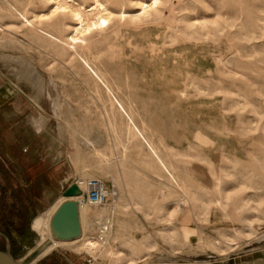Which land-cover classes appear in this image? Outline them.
Returning a JSON list of instances; mask_svg holds the SVG:
<instances>
[{
    "label": "rangeland",
    "instance_id": "rangeland-1",
    "mask_svg": "<svg viewBox=\"0 0 264 264\" xmlns=\"http://www.w3.org/2000/svg\"><path fill=\"white\" fill-rule=\"evenodd\" d=\"M98 1L112 16L72 41L70 13L38 21L45 0H0V251L6 238L20 264L264 259V0L143 14ZM78 178L117 190L109 245L82 248L87 206L82 239L33 263L32 220Z\"/></svg>",
    "mask_w": 264,
    "mask_h": 264
},
{
    "label": "bare ground",
    "instance_id": "bare-ground-1",
    "mask_svg": "<svg viewBox=\"0 0 264 264\" xmlns=\"http://www.w3.org/2000/svg\"><path fill=\"white\" fill-rule=\"evenodd\" d=\"M45 1L46 3H48V5L50 4V8L48 12L35 14L33 15V18L37 19L38 21H46L51 16L64 17L66 13H70L71 19L74 22V26L71 28L70 31V33L72 34L70 36L72 41L76 40L77 36L80 37L81 34H83L84 32L89 31L94 27L96 28V26H99L100 24L103 23L105 24L106 20L112 16V13L98 0H95L92 4L86 6H83L82 4L79 5L75 3L74 0H45ZM157 2L158 0H150V1L140 0L137 3L138 4L137 10L139 11V13L141 12L143 14L150 8L152 9L154 5L156 6ZM21 17L24 23L31 25V23L27 20L24 14ZM43 34L47 36L46 31H44ZM134 130L136 131L134 132L135 135H139L140 137H142L141 132L139 130H137L135 127ZM150 149L154 154L155 158L158 160L153 149L152 148ZM78 199L79 198H77L76 200ZM86 207L87 206H79L77 208L79 209V222L81 225V236L77 240H80V238L82 239L84 235L83 234L84 225L82 224H83V218L85 217L87 211ZM56 208L57 207L49 209L43 215H39V217L34 218L31 222L32 230L38 236H40V240L37 246V248H39V253L37 254L36 256L37 258L33 261V263L36 262L37 260H40V258H43L44 256L51 254L56 247L61 245H66V246L71 245L72 243L75 242L74 240H71V242L56 241V240L52 241L51 234L48 237L44 236L46 231L50 232L49 220L51 216L54 214ZM48 240H50L51 243L45 246L44 248H41L42 245L46 243ZM82 248H84L85 250L87 249V251L90 252L94 251L95 249H99L96 243L94 242V240L92 239L86 241V243L82 245Z\"/></svg>",
    "mask_w": 264,
    "mask_h": 264
},
{
    "label": "built area",
    "instance_id": "built-area-1",
    "mask_svg": "<svg viewBox=\"0 0 264 264\" xmlns=\"http://www.w3.org/2000/svg\"><path fill=\"white\" fill-rule=\"evenodd\" d=\"M70 185H75L79 190L80 195L74 199L77 202V208L79 206H88L99 212L90 222V230L91 239L102 250V248L109 245L111 234L116 226L117 208L115 206L118 198L117 190H115L113 185H107L104 180L93 178H78L71 182ZM77 198L79 199L76 200ZM91 260L93 258L89 256L87 263L94 264L91 263Z\"/></svg>",
    "mask_w": 264,
    "mask_h": 264
},
{
    "label": "water",
    "instance_id": "water-1",
    "mask_svg": "<svg viewBox=\"0 0 264 264\" xmlns=\"http://www.w3.org/2000/svg\"><path fill=\"white\" fill-rule=\"evenodd\" d=\"M62 194L65 200L57 206L49 220L51 240L71 242V240L78 239L81 236L79 209H77V202L74 200L80 194L75 185H70ZM5 242V251H0V264H20L10 255L9 242L6 238ZM50 243L51 241L48 240L41 248ZM239 264H264V259L243 261Z\"/></svg>",
    "mask_w": 264,
    "mask_h": 264
}]
</instances>
